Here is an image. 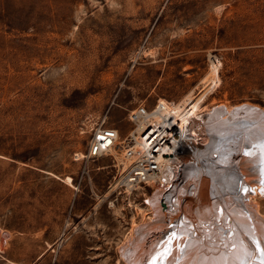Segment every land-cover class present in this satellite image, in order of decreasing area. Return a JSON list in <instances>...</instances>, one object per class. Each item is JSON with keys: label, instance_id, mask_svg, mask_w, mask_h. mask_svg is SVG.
I'll return each mask as SVG.
<instances>
[{"label": "rangeland", "instance_id": "374dc122", "mask_svg": "<svg viewBox=\"0 0 264 264\" xmlns=\"http://www.w3.org/2000/svg\"><path fill=\"white\" fill-rule=\"evenodd\" d=\"M205 84L264 108V0H0V264H124L155 187L117 185L130 111ZM98 126L115 147L82 157Z\"/></svg>", "mask_w": 264, "mask_h": 264}, {"label": "bare ground", "instance_id": "6f19581e", "mask_svg": "<svg viewBox=\"0 0 264 264\" xmlns=\"http://www.w3.org/2000/svg\"><path fill=\"white\" fill-rule=\"evenodd\" d=\"M206 85L177 104L159 99L149 113L156 122L170 111L181 114L177 148L163 156L164 168L149 181H155L146 199L149 213L132 221L120 247L124 264H264V108L202 107L213 88ZM190 131L196 136H187ZM187 151L179 171L176 154Z\"/></svg>", "mask_w": 264, "mask_h": 264}, {"label": "built area", "instance_id": "2783aa9c", "mask_svg": "<svg viewBox=\"0 0 264 264\" xmlns=\"http://www.w3.org/2000/svg\"><path fill=\"white\" fill-rule=\"evenodd\" d=\"M157 105H159L158 102ZM150 112L143 105H138L130 111L129 118L135 123V127L120 141L123 143L121 145L123 160L117 185L123 189L130 188L132 190L136 185L140 187L150 185L149 181L165 166L163 156L175 152L177 148L181 114L170 111L168 114H164V119L161 122H156L151 119ZM138 126L141 135L136 133ZM134 130L135 136L133 137L131 133ZM186 134L190 138L196 136L195 131ZM117 136L116 128L98 126L88 141L87 151L81 156L89 158L110 153L115 147ZM183 154L184 152L176 155L180 157ZM75 156V158H80L77 153ZM179 165L178 170L180 171L184 163L180 162ZM179 171L176 179L178 177L180 179Z\"/></svg>", "mask_w": 264, "mask_h": 264}, {"label": "crops", "instance_id": "0c3cea01", "mask_svg": "<svg viewBox=\"0 0 264 264\" xmlns=\"http://www.w3.org/2000/svg\"><path fill=\"white\" fill-rule=\"evenodd\" d=\"M104 155H108V154H103V155H100V156H104ZM100 156H98V157H100Z\"/></svg>", "mask_w": 264, "mask_h": 264}]
</instances>
